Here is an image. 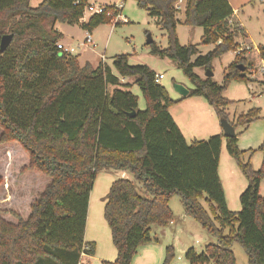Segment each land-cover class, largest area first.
Segmentation results:
<instances>
[{
  "label": "trees",
  "instance_id": "1",
  "mask_svg": "<svg viewBox=\"0 0 264 264\" xmlns=\"http://www.w3.org/2000/svg\"><path fill=\"white\" fill-rule=\"evenodd\" d=\"M175 1L137 0L166 33L167 46L146 43L150 52L177 63L193 83L186 97L204 98L234 129L247 126L258 118L260 108L230 120L223 93L232 81H250L253 63L237 53L223 69L221 83L195 72L198 67L213 72V60L234 50L236 37L243 35L229 21L230 3L185 1L183 23L203 29L199 45H214L203 53L198 44L179 43ZM87 4L88 0H42L32 7L30 0H0V39L12 35L0 51V145L18 143L28 157L21 172L37 171L49 178L24 215L7 209L4 213L11 220L0 214V264H68L69 257L92 255L95 244L85 241L84 231L89 194L103 169L129 171L133 180L118 178L107 192L103 217L116 257L102 264H131L137 248L151 240L150 226L172 222L169 201L174 194L180 196L185 214L216 238L201 252L189 248V264H237L233 243L242 247L249 264H264V196L259 193L264 159L260 168H252L243 159L237 133L188 143L169 112L178 100L156 81L153 69L130 64L128 54L114 55L110 65L100 61L93 66L80 65L77 56L59 49L63 34L53 24L78 23ZM120 11L105 6L103 13L91 15L82 25L91 30ZM258 50L264 59V42ZM120 77L134 78L144 109L138 108L137 96ZM223 137L227 153L247 181L237 211L228 208L218 173ZM258 149L264 151V139ZM172 256L169 246L162 264H169Z\"/></svg>",
  "mask_w": 264,
  "mask_h": 264
},
{
  "label": "rangeland",
  "instance_id": "2",
  "mask_svg": "<svg viewBox=\"0 0 264 264\" xmlns=\"http://www.w3.org/2000/svg\"><path fill=\"white\" fill-rule=\"evenodd\" d=\"M41 1L30 0V6L35 7ZM102 1L104 0H88V4L102 5L98 3ZM105 1L107 2L106 4H111L105 6H113L116 9H120V3L122 6L119 14L111 16V20L108 23L99 24L89 30L82 25V21L85 22L90 17L88 12L83 11L81 18L83 20L81 21L80 19L78 23L55 22L53 24L56 30L65 32L71 44L70 46L76 48V54L72 53V55L77 56L81 60L80 62L78 60L79 64L83 65L85 62L82 60L85 58L93 66H96L100 61L110 65L111 58L114 55L120 53L128 54L130 64H145L156 72L162 73L165 78L160 79L159 83L164 86L169 97L172 99L181 98L182 96L175 91L174 84H182L187 88H191L193 83L182 73L175 61L152 54L150 52L151 47L146 44L147 36L150 35L157 45L161 47L167 46L166 33L160 28L158 18L150 16L147 9L138 6L137 0ZM234 1L237 2H234V5H238L239 8L244 10V22L252 30L253 39L255 41H263L264 0ZM183 10L176 12L175 16L182 19L184 17ZM108 15L110 16L109 13ZM187 29L181 23L176 27L178 40L181 45L198 40L196 32L195 34L193 32L190 33ZM87 32L91 34L93 42L90 45H82L81 41ZM61 43L65 44L63 41ZM101 56L104 58H101ZM250 59L253 60L251 57ZM223 64V60L221 62L216 61L215 71L212 75V78L218 83L222 82ZM253 64L250 65V71L251 73L254 72L255 77L258 70ZM258 77H261L259 72ZM250 78L253 79L252 77ZM120 80L121 83L130 84L129 89L137 96L138 108L144 109V97L140 87L133 83L134 78L124 77L122 79L120 77ZM263 83V80L232 81L223 93V97L229 101L225 111L228 113L230 120H235L238 114L246 112L254 106L260 107L257 119L247 126L240 125L235 128V132L238 134L236 136L238 139L237 145L243 151V159L249 161L254 169L260 168L264 159V151L258 149L264 139V93H260V89H263ZM112 88L111 85L108 86V93L111 92ZM253 94L255 98L251 100V95ZM195 99L198 98H187L183 102V105L187 103L195 106L190 107L187 111L178 109L182 104L171 109L173 115L179 120L188 143L193 138H208V136L214 134V128L221 125L219 118L218 124L216 120H213L215 119L213 112L211 114L214 118H211L207 112H198L205 109V107ZM199 99L205 105H208L204 98L201 97ZM224 139L220 151L218 172L228 208L232 211H237L240 209L239 194L246 187L247 181L237 166L235 159L227 153ZM14 144L16 145H0V174L3 178V182L0 185V214L11 220L14 218L4 213V211L12 209L17 213L22 212L24 215V212L26 213L29 210V207H27L29 201L37 192H41L49 182L47 176L37 171H27L24 174L21 172V169L28 163V157L18 143L14 142ZM125 176H121V170L118 169H103L96 174L89 194L87 221L84 231L85 241L94 242L95 250L92 255L83 254L78 259L77 257L67 258L68 264H102L103 261H113L115 259L116 250L112 244L109 227L103 217V207L111 182L118 178L133 180V176L129 171H125ZM260 185L259 193L264 196V178L261 180ZM169 205L173 213L172 222L165 226L155 224L150 226L151 240L137 248L131 264H162L166 248L169 246L173 251L169 264H189L185 258V252L189 248H194L197 252H201L207 244L216 243V238L211 236L199 222L185 214L184 206L178 194H174L170 198ZM183 216L185 217L183 218ZM231 250L237 264H249L246 253L238 243H233Z\"/></svg>",
  "mask_w": 264,
  "mask_h": 264
},
{
  "label": "crops",
  "instance_id": "3",
  "mask_svg": "<svg viewBox=\"0 0 264 264\" xmlns=\"http://www.w3.org/2000/svg\"><path fill=\"white\" fill-rule=\"evenodd\" d=\"M184 1V4L182 3V7L184 6V8H185V1L186 0H183ZM252 1V0H251ZM117 2V1H116ZM116 2H114V3H116ZM228 2L230 3V5H231V7H232V9H233V13H232V15L230 16V18H229V21L230 22H232V23H235V24H237L242 30H243V35H239L238 37H236V39H235V41H236V43H237V47H236V49H234V50H231V51H229V52H227V53H225L222 57H220V58H216V59H214L213 60V73H214V71H215V64H216V61H220L221 62V60H223V62H224V68L227 66V65H229L231 62H233L234 61V59H235V57H236V54L237 53H240L242 56H245V57H247L248 59H249V61H251L252 63H254L253 65H255L256 67H257V69L256 70H258V72H259V75L261 76V77H258V72L255 74V77H253V79H251V80H254V81H261V80H263L264 81V74L263 73H261L260 72V70H259V68H261V67H263L264 66V59H262V58H260V56H259V50H258V45L259 44H262L263 42H264V40L262 41V40H254L253 39V33H252V30L250 29V27H249V25L246 23V22H244V18H243V12H244V10L242 9V8H239L238 7V5L236 6V5H234V2L235 3H237L236 1H234V0H228ZM98 3H100V4H102V5H111L110 3L109 4H106L107 2L104 0V1H102V2H98ZM113 3V4H114ZM122 9V7L120 8V10ZM181 10H183V9H181ZM180 10V11H181ZM183 16H184V10H183ZM177 18H178V20L180 21L179 23H181V24H184L183 23V20H184V17L181 19V18H179L178 16H177ZM83 19H81V21H82ZM83 22V21H82ZM178 23V24H179ZM185 25V24H184ZM188 29H187V31H189L190 33L191 32H193L194 34H195V32H196V37H197V41H195V42H193V44H200V41H201V37H202V34H203V29L201 28V27H192V26H188V25H185ZM263 29H264V26H263ZM61 33L63 34V38L61 39V42L63 41L65 44L64 45H67V46H70L71 44H70V42L68 41V39H67V36H66V34H65V32L64 31H61ZM189 33V34H190ZM94 46H95V43H94ZM94 46H92V47H94ZM213 44H207V45H202L201 44V46L199 45L198 46V48H199V50L201 51V52H206V51H208V50H210V49H212L213 48ZM76 54V53H75ZM250 57L251 58H253V60L252 59H250ZM101 58H104L103 56H101ZM78 60H79V62L81 61L79 58H78ZM82 61H84V62H89V61H87V59H83ZM223 68V69H224ZM155 71V70H154ZM156 72V71H155ZM195 72L201 77V78H204V77H206V71L204 70V68H201V67H198V68H196L195 69ZM200 72H202V73H200ZM160 72H156V74H159ZM164 76V75H163ZM165 77H163L162 79H164ZM255 78V79H254ZM122 79H124V78H122ZM214 80V79H213ZM159 82V81H158ZM217 82V81H216ZM264 84V83H263ZM251 89H253L252 87H251ZM261 90H262V88L260 89V93H261ZM187 98H198V99H195L196 101H199L200 103H201V105L203 106V107H205V109H202V110H199L198 112H207L210 116H211V118H214V117H212V112H213V114L215 115V119H213V120H216V122H217V124H218V117H217V115H216V113H215V111H214V109H213V107L210 105V104H208V105H205V103L203 102V101H201V99H199V98H201V97H198V96H195V97H181V98H173L174 100H178V102L177 103H175V104H173L172 106H170V108H169V112H170V114H171V116L173 117V119H174V121L177 123V125L179 126V128H180V130L182 131V128H181V126H180V122H179V120L173 115V113H172V111H171V109L172 108H175L176 106H178L179 104H182L180 107H178V109L179 110H181V111H187L188 109H190V107H192L193 106V104H187V103H184V105H183V102L187 99ZM254 98H255V96H254V94L253 95H251V100H254ZM193 107H195V106H193ZM254 107H256V106H254ZM260 108V107H259ZM177 110V109H176ZM178 113V112H177ZM179 114V113H178ZM221 125H218V127H215L214 128V134H222L223 135V130H221ZM182 133H183V131H182ZM183 135H184V137H185V134L183 133ZM209 137V136H208ZM186 139V138H185ZM193 139H196V138H193ZM223 139H224V137H223ZM223 139H222V141H223ZM225 140V139H224ZM238 140V139H237ZM221 146H222V144H221ZM220 151H221V149H220ZM220 154H221V152H220ZM219 159H220V156H219ZM218 170H219V166H218ZM219 173V172H218ZM121 176H123V177H126L125 176V171H123V170H121ZM220 176V175H219ZM220 180H221V178H220ZM222 182V181H221ZM223 186V185H222ZM260 189H261V185H260ZM260 191V190H259ZM185 216H183V218H184Z\"/></svg>",
  "mask_w": 264,
  "mask_h": 264
},
{
  "label": "built area",
  "instance_id": "4",
  "mask_svg": "<svg viewBox=\"0 0 264 264\" xmlns=\"http://www.w3.org/2000/svg\"><path fill=\"white\" fill-rule=\"evenodd\" d=\"M182 3L184 4V1L183 0H176L174 2V9H175V12H179L181 9H184V6L182 7ZM120 8L122 7L121 6V3H120ZM88 12L89 16L91 15H94V14H101L105 11V6L104 5H99V4H87L84 8V12ZM84 18V16H83ZM93 42V39L91 37V34L90 33H86V35L83 37V40L81 41V44L82 45H90L91 43ZM57 47L59 49H61L63 52H66V53H69V54H74L75 53V50L76 48L72 47V46H67V45H64L62 44L61 42H58L57 43ZM78 48V47H77ZM260 72L264 74V66L259 68ZM250 77H254V72L251 73L250 71V74H249ZM164 76L162 73H159V74H156V81L158 82L160 79H162ZM263 86V89L261 90V92L264 93V84L262 85Z\"/></svg>",
  "mask_w": 264,
  "mask_h": 264
},
{
  "label": "water",
  "instance_id": "5",
  "mask_svg": "<svg viewBox=\"0 0 264 264\" xmlns=\"http://www.w3.org/2000/svg\"><path fill=\"white\" fill-rule=\"evenodd\" d=\"M12 38L11 34H5L0 39V51L2 52L10 43ZM153 40L150 35L147 36L146 43H151ZM240 69H243V66L238 65ZM212 71H206V76H212ZM174 89L177 91L182 97L187 96L189 93V88L185 87L182 84H174ZM131 115H134V113H131ZM221 126L223 128V135L226 137H233L236 135L234 127L231 125L229 121L226 119H221Z\"/></svg>",
  "mask_w": 264,
  "mask_h": 264
}]
</instances>
